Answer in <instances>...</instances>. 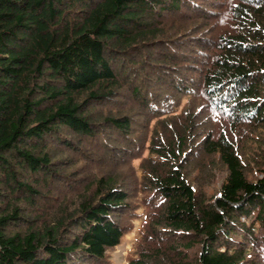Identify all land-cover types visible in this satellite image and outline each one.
Listing matches in <instances>:
<instances>
[{"label":"trees","instance_id":"1","mask_svg":"<svg viewBox=\"0 0 264 264\" xmlns=\"http://www.w3.org/2000/svg\"><path fill=\"white\" fill-rule=\"evenodd\" d=\"M140 192L129 264H264V0H0V264H109Z\"/></svg>","mask_w":264,"mask_h":264},{"label":"rangeland","instance_id":"2","mask_svg":"<svg viewBox=\"0 0 264 264\" xmlns=\"http://www.w3.org/2000/svg\"><path fill=\"white\" fill-rule=\"evenodd\" d=\"M188 98L189 97H186L184 101L187 102ZM182 109L183 106L180 107L179 112ZM150 134L151 132L148 133V136H150ZM148 153L149 150L147 149L145 151L144 156H147ZM140 161H141L140 158L135 159L133 161V165L137 170L138 175L141 178L142 172L140 171V167H139ZM218 173L219 172H217V175ZM222 176L223 174L222 172H220L217 177L218 180H223ZM216 185H218V183H216ZM135 203L137 204V207L135 209L136 215L131 219L132 227L128 231V233H126V235L122 239V242L116 248L108 250L109 264H129V259L133 256H136L137 254V246L140 238L142 237V231H143L144 222L146 220V209H147L143 202L142 192L138 194L137 198L135 199ZM254 219H255L254 216L251 219H247L245 216L242 217V220L249 224L253 222Z\"/></svg>","mask_w":264,"mask_h":264}]
</instances>
